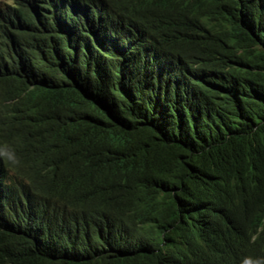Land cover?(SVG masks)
Here are the masks:
<instances>
[{
	"label": "trees",
	"instance_id": "16d2710c",
	"mask_svg": "<svg viewBox=\"0 0 264 264\" xmlns=\"http://www.w3.org/2000/svg\"><path fill=\"white\" fill-rule=\"evenodd\" d=\"M43 1L5 93L40 105L46 141L36 157L8 146L0 264H202L209 225L243 237L264 217V0H152L170 16L172 49L129 7L101 44L83 19L116 0H92L84 17L87 0ZM134 1L147 2L120 0ZM156 49L165 59L141 54ZM15 158L34 188L17 225L3 220ZM75 229L87 231L75 239Z\"/></svg>",
	"mask_w": 264,
	"mask_h": 264
},
{
	"label": "clouds",
	"instance_id": "9594fccd",
	"mask_svg": "<svg viewBox=\"0 0 264 264\" xmlns=\"http://www.w3.org/2000/svg\"><path fill=\"white\" fill-rule=\"evenodd\" d=\"M116 1L114 11L111 12L109 9L102 11L96 5L91 20L86 17L83 19L88 23L90 34L104 39L100 41L101 44L105 45L107 36L112 33L113 18L118 14V8L120 7L122 11L125 7H129L131 12L128 17L146 21L157 39L162 40L169 49L175 47V41L167 35V28L171 27L172 24L170 16L166 15L167 10L163 6L157 5L152 0H147V2L134 1L128 4H121L120 0ZM77 3L80 4L79 10L83 17L91 13L94 1L87 0ZM41 6H44L43 0H0V55L5 58V60H2L0 70L5 73L7 67H13L12 73H14L8 80L0 78V179L2 178L1 166L10 144L13 147L14 154L27 149L31 150L34 157H36L37 145L46 141L43 133H39L40 105H32L18 100L16 88L13 97L8 96L12 84L17 78H21L20 63L27 56L32 30H34L37 13ZM63 27H65V24L58 23L52 29L61 33ZM122 30L130 36H127V39L134 46L135 44L136 47L145 46L144 39L138 37L139 31L137 28L126 25ZM44 40L49 41L46 38ZM155 52L147 55L141 54L148 59H165V53L162 50L156 49ZM141 59L143 58L141 57ZM25 80L32 81L27 77ZM18 81L16 84L19 83ZM34 86L35 84L31 83V87ZM7 91L8 95L5 93ZM14 165L15 169H11L14 178L12 180L5 179V183L9 184L10 187L4 196L6 202L13 207V211L11 215L3 216V220L6 223L17 225L21 216L19 213L27 205L28 196L34 188L32 187L33 174L29 173L27 166L16 158L14 159ZM61 179L58 177L57 181L60 185L62 184ZM98 187L104 190L105 183L102 179L97 178L95 189ZM37 192L38 190H36ZM105 200L108 199L105 198ZM69 203L72 204V201H69ZM241 213H245V211H241ZM213 227L209 225L206 227L207 232L203 231L202 236L207 241L206 244L200 242V245L204 248L202 250L204 254L201 257L202 264H264V217L249 230L241 232L244 236L240 238L233 236L230 232L222 233L220 229ZM86 231L75 229L73 237L77 239ZM202 236H198L195 240H201Z\"/></svg>",
	"mask_w": 264,
	"mask_h": 264
}]
</instances>
